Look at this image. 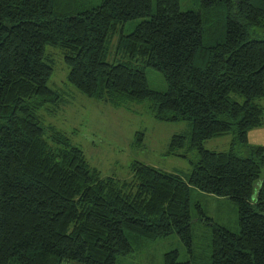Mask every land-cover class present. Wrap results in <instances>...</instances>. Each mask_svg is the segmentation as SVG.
Wrapping results in <instances>:
<instances>
[{
	"label": "trees",
	"instance_id": "obj_1",
	"mask_svg": "<svg viewBox=\"0 0 264 264\" xmlns=\"http://www.w3.org/2000/svg\"><path fill=\"white\" fill-rule=\"evenodd\" d=\"M200 5L0 0V264H118L134 254L127 232L175 233L193 258L192 209L204 211L191 188L239 207L238 234L213 224L211 264H264V146L249 145V132L264 124L255 102L264 98V38H255L264 0ZM47 45L61 50L69 83L89 98L116 107L149 101L159 121H190V134L174 135L167 151L198 152L188 179L138 161L129 180L102 177L68 136L46 127L39 113L59 101ZM149 68L163 74L167 92L150 87ZM227 134L229 151L204 148ZM164 259L192 264L178 251Z\"/></svg>",
	"mask_w": 264,
	"mask_h": 264
},
{
	"label": "rangeland",
	"instance_id": "obj_2",
	"mask_svg": "<svg viewBox=\"0 0 264 264\" xmlns=\"http://www.w3.org/2000/svg\"><path fill=\"white\" fill-rule=\"evenodd\" d=\"M100 1L92 0V5L96 6ZM181 10L201 12L200 0H181ZM203 13L208 11L204 10ZM142 21L143 19H136L127 22L123 33L128 35L134 32ZM259 32L255 38L263 39L264 31ZM46 58L54 68L49 87L59 95V101L50 103L40 111L43 124L68 136L75 146L83 150L90 166L102 177L129 180L130 165L138 161L188 179L193 171V164L198 161V152L187 148L179 151L186 157H179L168 155L167 151L174 135L190 134V121H159L152 116L149 101L130 102L116 107L103 100L89 98L69 83V68L63 61L60 49L47 45ZM146 74L152 89L158 92L168 91L169 86L163 74L150 68L146 69ZM255 102L264 109V98ZM232 140L233 135L227 134L206 141L204 148L227 152ZM249 145L264 146V124L249 132ZM191 200L193 205L199 203L204 211L202 216L194 206L192 209L193 258L175 233L151 240L127 232L134 254L119 258L118 264H165L164 256L171 251L179 252L180 262L211 264L213 224L238 234L239 207L231 199L207 194L196 188H191ZM206 218L211 219V222ZM64 264L79 263L71 261Z\"/></svg>",
	"mask_w": 264,
	"mask_h": 264
}]
</instances>
